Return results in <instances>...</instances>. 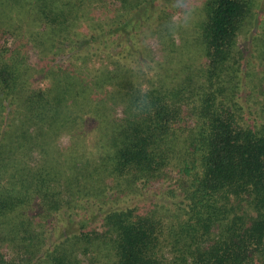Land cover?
Here are the masks:
<instances>
[{"label": "trees", "instance_id": "1", "mask_svg": "<svg viewBox=\"0 0 264 264\" xmlns=\"http://www.w3.org/2000/svg\"><path fill=\"white\" fill-rule=\"evenodd\" d=\"M170 4L0 0V264H264L263 12Z\"/></svg>", "mask_w": 264, "mask_h": 264}, {"label": "clouds", "instance_id": "2", "mask_svg": "<svg viewBox=\"0 0 264 264\" xmlns=\"http://www.w3.org/2000/svg\"><path fill=\"white\" fill-rule=\"evenodd\" d=\"M170 8L175 11V15L165 24V34L175 36L181 30H189L196 18V0H171ZM130 111L137 116L151 111V101L145 86L137 89L135 100L130 105Z\"/></svg>", "mask_w": 264, "mask_h": 264}, {"label": "rangeland", "instance_id": "3", "mask_svg": "<svg viewBox=\"0 0 264 264\" xmlns=\"http://www.w3.org/2000/svg\"><path fill=\"white\" fill-rule=\"evenodd\" d=\"M258 1H259V4H260L259 5V10L262 11L263 12V15H264V0H258ZM202 6H203V0H196L197 13H196V18H195V21H194L193 25L191 26V28L189 30H181V31H179L174 36V41H177V44L173 43L169 39L168 42L170 43L169 44L170 47L172 46L173 48H175V46H179L180 48H182L184 42H186V45L185 46H187V47H191L192 45H194L196 38L195 37H191V36H192V33H195L196 32L197 27L199 28V23H200V21L202 19V16H203V14H202V9H203ZM167 13H168V16L165 18V21H162V23H161V27L162 28H163V26H165V24L167 23V21L173 15H175V11L172 10L171 8H167ZM185 33H187V35L185 36V41H184V35H185ZM9 39H12L11 38V35H9V34H5L3 36L0 35V47L5 46L7 44V42H6L7 40L9 42V44H12L11 40H9ZM241 41H242L241 42V45L242 46H247V37L242 36ZM145 43H146V41H145ZM143 45H145V51H148V49H147L146 46L149 45L153 49L154 54H155V57H154L153 56V52L151 53L152 58H154L155 62H157V65H158V62H160V64H159L160 67L158 66L156 72H153V75H154V73H157L159 75L158 72L162 71L161 70V69H163L162 68L163 67L162 65L165 64L164 57L161 56L160 51H158V52L155 51V49H156V43H154L153 40H149L147 42V45L146 44H143ZM172 47H171V50H172ZM183 50L185 51L184 47H183ZM148 53H149V51H148ZM151 56H150V54H148L149 59H150ZM35 58H36V56H34L32 54V57H31V60L30 61H35ZM194 58H197V59H195V62L193 63V65L201 64V62L203 61V59L201 57H195L193 54H188V53H185L184 61L187 62V60L190 61V60H192ZM64 143H66V140L64 141Z\"/></svg>", "mask_w": 264, "mask_h": 264}]
</instances>
